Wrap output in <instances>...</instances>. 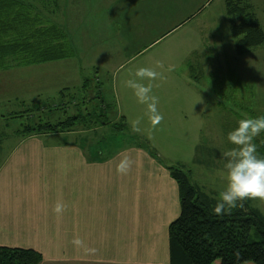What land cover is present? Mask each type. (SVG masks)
<instances>
[{
    "label": "rangeland",
    "instance_id": "obj_1",
    "mask_svg": "<svg viewBox=\"0 0 264 264\" xmlns=\"http://www.w3.org/2000/svg\"><path fill=\"white\" fill-rule=\"evenodd\" d=\"M26 1L44 22L67 33L75 56L27 67L10 62L0 71V167L23 140L56 135L24 136L23 127L79 115L84 122L64 133L69 141L103 154L148 147L155 170L181 169L191 184L217 200L225 186L223 153L233 147L227 133L241 118L264 115V44L235 55L227 0H214L170 35L139 49L113 34L118 25L108 23L107 14L115 0H45L44 6ZM234 1L256 17L264 33V0ZM140 67L158 73L143 83L151 84L157 98L159 123L149 119L146 106L126 86ZM98 90L101 101L92 102ZM99 114L106 126L88 134L100 126L94 124ZM120 117L127 124L122 134L110 128ZM256 141L264 144V133ZM250 200L264 217V199Z\"/></svg>",
    "mask_w": 264,
    "mask_h": 264
},
{
    "label": "crops",
    "instance_id": "obj_2",
    "mask_svg": "<svg viewBox=\"0 0 264 264\" xmlns=\"http://www.w3.org/2000/svg\"><path fill=\"white\" fill-rule=\"evenodd\" d=\"M115 1L107 14L114 36L139 49L214 0ZM69 137H29L3 160L0 247L36 251L39 264H169L167 228L179 202L168 172L155 170L143 148L103 154Z\"/></svg>",
    "mask_w": 264,
    "mask_h": 264
},
{
    "label": "trees",
    "instance_id": "obj_3",
    "mask_svg": "<svg viewBox=\"0 0 264 264\" xmlns=\"http://www.w3.org/2000/svg\"><path fill=\"white\" fill-rule=\"evenodd\" d=\"M38 1L42 6L46 3ZM245 9L234 0H227L226 14L237 57L264 44L258 20ZM33 12V6L26 0H0V71L11 67L10 62L27 67L75 56L67 33ZM87 82L83 81V88ZM98 93L100 96L93 93L92 102L101 101L99 90ZM96 117L100 118L94 124H107L101 120V114ZM83 122L84 118L76 115L56 124L40 122L26 126L19 134H62ZM110 128L117 133L127 131L123 117ZM255 143L258 153L264 156V144ZM143 149L154 157L148 147ZM167 172L177 186L179 202V215L167 228L169 264H264V217L250 199L216 214L213 208L217 200L191 184L181 169L170 167ZM41 260V255L31 249L0 247V264H39Z\"/></svg>",
    "mask_w": 264,
    "mask_h": 264
},
{
    "label": "clouds",
    "instance_id": "obj_4",
    "mask_svg": "<svg viewBox=\"0 0 264 264\" xmlns=\"http://www.w3.org/2000/svg\"><path fill=\"white\" fill-rule=\"evenodd\" d=\"M158 73L151 68L140 67L134 78L125 83L138 102L146 106L149 119L155 124L162 120L157 109V98L152 95L151 84ZM264 133V115L255 118H241L237 125L227 133L226 139L233 145L223 153V175L225 186L218 193L213 212L221 214L245 199H264V156L257 150L256 137Z\"/></svg>",
    "mask_w": 264,
    "mask_h": 264
}]
</instances>
